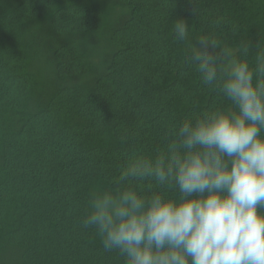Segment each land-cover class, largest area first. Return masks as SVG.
<instances>
[{
  "label": "trees",
  "instance_id": "obj_1",
  "mask_svg": "<svg viewBox=\"0 0 264 264\" xmlns=\"http://www.w3.org/2000/svg\"><path fill=\"white\" fill-rule=\"evenodd\" d=\"M201 36L255 57L264 0H0V264H121L82 226L88 201L223 103L187 58Z\"/></svg>",
  "mask_w": 264,
  "mask_h": 264
},
{
  "label": "clouds",
  "instance_id": "obj_2",
  "mask_svg": "<svg viewBox=\"0 0 264 264\" xmlns=\"http://www.w3.org/2000/svg\"><path fill=\"white\" fill-rule=\"evenodd\" d=\"M173 35L188 40V17ZM187 58L223 103L130 157L91 194L82 226L121 264H264V51H217L201 36Z\"/></svg>",
  "mask_w": 264,
  "mask_h": 264
}]
</instances>
